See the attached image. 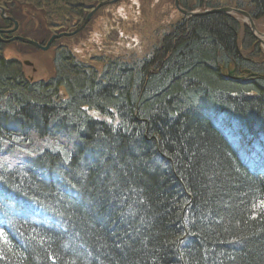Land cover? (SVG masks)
Returning <instances> with one entry per match:
<instances>
[{"label": "trees", "instance_id": "obj_1", "mask_svg": "<svg viewBox=\"0 0 264 264\" xmlns=\"http://www.w3.org/2000/svg\"><path fill=\"white\" fill-rule=\"evenodd\" d=\"M85 1L0 6L80 19ZM234 8L264 16V0ZM53 65L29 82L0 55V264H264V174L237 150L264 149V54L240 21L183 18L149 57L101 71L66 49ZM31 205L36 220L9 214Z\"/></svg>", "mask_w": 264, "mask_h": 264}, {"label": "rangeland", "instance_id": "obj_2", "mask_svg": "<svg viewBox=\"0 0 264 264\" xmlns=\"http://www.w3.org/2000/svg\"><path fill=\"white\" fill-rule=\"evenodd\" d=\"M108 1L111 0H86L83 3L88 5L87 10L83 9L85 12L80 19L73 14L67 15L65 11L63 16L55 18L50 7L35 9L26 5L20 6L21 17L16 21L15 31L0 35V55L5 59L18 61L24 77L33 81L47 80L53 75V58L63 49L69 51L76 61L101 71L105 61L117 59L136 62L149 57L163 37L184 18L176 10L174 0H120L104 5L94 13L79 33L71 35L96 5ZM215 1L222 8H232L237 0ZM61 6L63 5H57ZM1 10L3 15H0V29L7 31L9 29L8 25H4V18L8 14L2 6L0 13ZM194 12L205 13L201 9H195ZM255 26L264 34V19L256 21ZM58 34L68 35L54 40L46 51L11 40L20 37L44 45L52 35ZM239 34L240 38L242 32ZM58 143L66 144L62 138L58 139ZM35 215L37 216V212Z\"/></svg>", "mask_w": 264, "mask_h": 264}, {"label": "water", "instance_id": "obj_3", "mask_svg": "<svg viewBox=\"0 0 264 264\" xmlns=\"http://www.w3.org/2000/svg\"><path fill=\"white\" fill-rule=\"evenodd\" d=\"M120 0H112V1H108V2H104V3H100L96 6V8L94 10H92L86 17L85 19L83 20V22L81 23V25L71 33V35H74L76 34L77 32L81 31L84 26L87 24V22L89 21V19L92 17V15L101 7H103L104 5L106 4H111V3H116ZM174 5L176 7V9L181 13L183 14L184 16H199V15H202L201 13H198V14H195V13H191V12H186V11H183L179 8V3H178V0H174ZM3 10H1V13L0 15L2 16L3 14ZM209 13H218V14H230V13H237L238 15L242 16L243 18H245L249 24H250V27L251 29H254L253 27V23H252V20L250 19V17L244 13V12H239L238 10H232V9H228V8H222V9H216V10H211V11H208V12H205L204 14H209ZM5 19V18H4ZM7 20L11 21L13 23V28L11 30H7V31H0V33H6V34H10L12 32L15 31L16 29V22L13 21V19L11 18H7ZM68 34H59V35H53L50 37V39L48 40V42L46 43L45 46H41L39 45L38 43L34 42V41H30V40H27V39H23V38H13L11 40H17L23 44H26V45H29V46H32V47H35L39 50H42V51H46L48 50V48L50 47V45L52 44V42L55 40V39H59L61 37H64V36H67ZM10 40V41H11Z\"/></svg>", "mask_w": 264, "mask_h": 264}, {"label": "bare ground", "instance_id": "obj_4", "mask_svg": "<svg viewBox=\"0 0 264 264\" xmlns=\"http://www.w3.org/2000/svg\"><path fill=\"white\" fill-rule=\"evenodd\" d=\"M230 2V1H229ZM235 4V3H234ZM228 9H232V10H238L239 12H244V13H246L249 17H250V19L252 20V23H253V27H254V29L255 30H257V28H256V26H255V20H263L264 19V16H260V18H258V19H256V18H253L252 17V15H250L247 11H245V10H241V9H236V8H234V7H232V8H228ZM214 10H216V9H214ZM230 15H231V17L232 18H234V19H237L238 20V18H240V17H242V16H240V15H238L237 13H230ZM243 18V17H242ZM253 18V19H252ZM248 33H249V35L250 36H254L255 38H256V41L259 43V46H260V48L262 49V47L264 46V44L263 43H261L260 42V40H257V37H256V31L254 32V31H249L248 30ZM246 35H244V32H243V34H241V37H245ZM247 44L248 43H250L249 42V40H248V42H246ZM236 45V47L238 48V45H237V43L235 44ZM239 49V48H238ZM262 53L264 54V51H263V49H262ZM106 119V118H105ZM255 140V139H254ZM241 142H242V144H246L245 145V147L247 148L248 146H250V141H249V144H248V142H246V139H241ZM57 143H53V145H56Z\"/></svg>", "mask_w": 264, "mask_h": 264}]
</instances>
